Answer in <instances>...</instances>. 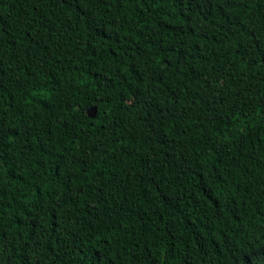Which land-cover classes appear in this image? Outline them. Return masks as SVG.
<instances>
[{"label": "trees", "instance_id": "trees-1", "mask_svg": "<svg viewBox=\"0 0 264 264\" xmlns=\"http://www.w3.org/2000/svg\"><path fill=\"white\" fill-rule=\"evenodd\" d=\"M0 264H264V0H0Z\"/></svg>", "mask_w": 264, "mask_h": 264}, {"label": "water", "instance_id": "water-1", "mask_svg": "<svg viewBox=\"0 0 264 264\" xmlns=\"http://www.w3.org/2000/svg\"><path fill=\"white\" fill-rule=\"evenodd\" d=\"M96 111H97V108L96 107H92V108H90V110H89V115H91V116H96Z\"/></svg>", "mask_w": 264, "mask_h": 264}]
</instances>
